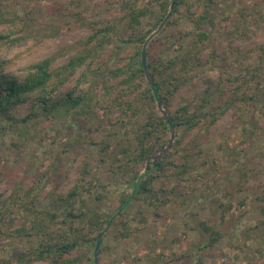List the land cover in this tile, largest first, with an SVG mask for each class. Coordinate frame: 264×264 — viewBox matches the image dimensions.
<instances>
[{
  "label": "rangeland",
  "instance_id": "374dc122",
  "mask_svg": "<svg viewBox=\"0 0 264 264\" xmlns=\"http://www.w3.org/2000/svg\"><path fill=\"white\" fill-rule=\"evenodd\" d=\"M20 1L23 6L19 7L20 13L25 16L20 33L30 37L0 47V55L9 61L6 71L16 79L25 75L27 67L48 55L55 57L54 64L58 66L78 52L87 54V48L94 43L91 39L89 44L86 41L95 27L93 22L100 27L106 20L121 15L122 0ZM215 1L204 22L193 25L188 8L193 11L197 6L202 10L205 1L183 0L177 15L173 12V0H168L164 20L152 27L142 45L146 49L150 40L168 32L163 28L169 20L175 22L176 33L188 30V35L181 43L173 37L168 41L157 40L152 48L154 54L163 58L172 56L180 45L181 52L200 51L204 66L197 67L187 79L184 76L186 81L172 96L168 112L186 104L190 111L194 110L208 84L222 87V92L215 90L206 104L213 110L210 104H220L231 96V85L229 81L220 83L221 76L225 79L231 73L239 75L252 67L264 71V0ZM6 2L13 4L12 0ZM139 2V7L159 8L151 0ZM152 13L142 19L146 28L152 26ZM199 25L207 33L201 41L197 40ZM117 43L113 37L91 48L94 57L89 56L88 61L92 60V67L80 66L59 87L69 89L83 71L92 82L79 85L80 93L85 92L88 101L85 99L70 111L74 116L39 114L26 125L13 128H3L5 124L0 121V207L6 213L0 220V264H17L18 256L30 255V245L37 243L36 236L32 239L14 232L21 225L30 230L36 218L33 211L20 205L25 189L32 188L30 195H36L35 202L51 209L53 196L67 193L76 183H80V195L74 206L91 208L101 218L113 215L97 237L86 218L73 220L77 228L73 233L79 235V244L64 257L63 264H264L262 109L244 107V103L238 102L240 107H230L211 125L207 118L191 130L169 126L165 146L152 156L150 163L174 151L173 144L178 140L173 159L177 164H188L185 179L177 180L173 174L158 178L153 183L157 191L153 205L130 201L125 215L120 214L122 208L116 211L121 192H131L125 182L130 174L118 168L121 156L118 153L126 143L131 145L132 132L145 120L141 115L130 118L131 110L122 114L114 93L110 95L96 86L101 74L97 76L90 68L98 64L105 70L123 66L133 57V41L116 47ZM146 67V82H151L150 68L147 64ZM242 90L247 95L251 93L249 89ZM31 109L28 103L19 104L15 115L23 117ZM155 109L169 118L160 100L155 102ZM124 128L129 132L125 133ZM100 148L105 149L103 153ZM147 163L139 164L140 173ZM176 170L177 167L167 166V171ZM61 219L58 216L48 220L47 226L62 232ZM205 226L220 234L212 245L208 244L210 230H205ZM49 263L47 259L28 264Z\"/></svg>",
  "mask_w": 264,
  "mask_h": 264
},
{
  "label": "trees",
  "instance_id": "16d2710c",
  "mask_svg": "<svg viewBox=\"0 0 264 264\" xmlns=\"http://www.w3.org/2000/svg\"><path fill=\"white\" fill-rule=\"evenodd\" d=\"M13 4L0 0V47H9L16 43L26 41L29 35L20 33L23 29L22 17L20 13V0H12ZM157 2L158 9H151L140 4L139 0H122L120 2L121 15L106 20V22L97 27V22H93L94 26L92 33L86 37L87 43L93 40L94 43L84 51L78 52L67 59L65 63L55 66V57L48 55L39 61L26 68L25 75L20 79L8 74L6 71L8 59L0 55V121H3L5 126L15 127L17 125H26L32 118L39 114L53 117H68L75 114L70 112L75 110L86 98L85 92L80 93V86L84 83L91 84L84 71L78 76L77 81L72 87L67 90H61L59 87L67 80L68 75L74 74L82 65L92 67V60L88 61L89 56H92L95 46L102 44L106 40H112L114 37L118 41L116 47L120 43H130L133 41L135 52L133 57H130L123 66L108 67L103 69L102 65L98 64L96 68H90L97 76L101 74L98 80L97 87L102 88L104 92L110 95L114 93L117 106L122 114H126L131 110L129 117L145 116L144 122L132 132V142L126 143L119 151L118 168L123 169L126 174H130V178L125 180L131 192L123 191L117 201L116 211L121 208L123 211L120 214H126L128 203L131 202H146L148 205H153L156 199V192L153 188V183L158 178L167 177V175L176 176L177 180L185 179V173L188 164L185 162L180 164L175 163V151L178 150L179 141L176 140L172 150L164 153L151 164V158L160 149H162L167 140L165 137L169 132V125L165 121L163 115L155 109V102L160 100L166 109H169L170 100L178 88L186 81L188 75L196 72L197 67L204 65L200 57V51L197 49H187L179 51L183 47L180 45L178 52L169 57H162L160 54H154L152 48L157 43V40H169L173 37L176 41H183L188 35V30H174L175 22L167 21L163 30V34L154 40L148 42L145 49L147 57V65L150 68L151 82H146L145 71L141 60L142 45L146 42V38L151 30L164 20L168 10V0H151ZM205 8L200 10L197 6L193 11H189V20L193 25L202 24L209 14L210 7L216 4L215 0H204ZM174 13L180 15V7L183 6V0H173ZM200 10V11H199ZM152 13V26L146 28L143 18ZM153 27V28H152ZM199 33L197 40H203L207 37L206 31L198 27ZM156 41V42H155ZM89 44V43H88ZM92 50V51H91ZM200 58H199V57ZM201 71V69H199ZM186 75V79L185 76ZM220 83L229 81L231 85V96L225 100H221L220 104H210L213 109H208L207 103H210L211 96L215 90L222 87L208 84L202 92L199 105L192 111L188 104L176 109L174 112H168L171 125L174 129L191 130L195 128L203 119L208 118V125L213 124L218 116L223 114L230 107H240L238 102L244 103L245 106L262 109L264 117V71L258 67L246 68L243 72L237 74H228L223 79L219 78ZM252 82V83H251ZM252 88H251V87ZM241 88L249 89L251 93L247 95V91H240ZM252 90H251V89ZM126 96L125 99L123 97ZM28 103L33 109L23 117L15 115V108L19 104ZM209 107V108H210ZM121 122H124L121 119ZM124 132L128 133V128H124ZM178 135V134H177ZM102 144H107L103 141ZM102 150V151H101ZM104 148H100V152H104ZM178 152V151H177ZM117 154V156H118ZM103 158V157H102ZM149 160V161H148ZM147 161L145 170L140 173L139 164ZM177 167V170L172 173L167 171V166ZM32 188H27L24 191V197L20 203L21 207L26 210L33 211L36 216L32 220L30 230L26 225H21L14 229L16 235H23L35 239L37 243L30 245L29 254H20L17 264H28L33 260H50L49 264H63L65 256L72 250L77 248L79 235H75L76 226L73 225L75 219H87L90 226H94L96 237L103 225L111 218L110 214L105 217H99V213L91 208L83 209L82 206H74L76 198L80 195V183H76L67 193L55 194L51 209L41 207L36 200V195H30ZM264 199V196L262 197ZM262 199V200H263ZM264 201V200H263ZM83 204V201H82ZM261 211L264 213V202L261 205ZM6 213L0 207V220ZM58 216H61L63 231L50 230L47 226L48 220L52 221ZM114 222H117L114 219ZM123 230H126L124 228ZM205 230H210L208 244L212 245L220 234L218 231H213L211 227L205 226ZM95 237V239H96Z\"/></svg>",
  "mask_w": 264,
  "mask_h": 264
},
{
  "label": "water",
  "instance_id": "95a60500",
  "mask_svg": "<svg viewBox=\"0 0 264 264\" xmlns=\"http://www.w3.org/2000/svg\"><path fill=\"white\" fill-rule=\"evenodd\" d=\"M145 47H143V49H142V52H141V60H142V63L141 64H143V69H144V71H146V61H145V49H144ZM146 76H148V74H146ZM165 121L168 123V125L171 127L172 125H171V121H170V119L169 118H167V117H165ZM100 236H101V233H100V235H99V237H98V240H97V242H96V244H95V249H97V247H98V245H99V242H100ZM95 255H96V253H95Z\"/></svg>",
  "mask_w": 264,
  "mask_h": 264
}]
</instances>
